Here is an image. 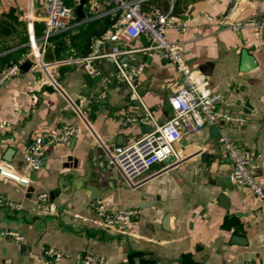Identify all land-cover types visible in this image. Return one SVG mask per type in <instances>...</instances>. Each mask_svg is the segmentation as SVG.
<instances>
[{
  "label": "crops",
  "instance_id": "crops-1",
  "mask_svg": "<svg viewBox=\"0 0 264 264\" xmlns=\"http://www.w3.org/2000/svg\"><path fill=\"white\" fill-rule=\"evenodd\" d=\"M67 3L74 8L72 20L49 38L43 69L28 59L29 23L42 37L47 0H0V70L30 61L0 88V198L22 204L18 211L0 204V232L24 236L0 234V264H53L42 258L55 249L69 253L56 264H82L78 253L96 254L97 264H264V199L234 186L221 142L224 133L241 152H254L256 174L264 176V30L223 23L228 11L231 21L264 13V0L142 2L144 12H171L187 21L167 34L183 44L187 60L222 99L215 123L183 133L177 143L181 161L154 164L133 179L135 186L115 166L95 161L106 147L149 132L154 124L141 116L159 123L171 118L169 98L179 74L150 48L147 35L129 42L102 38L119 18L110 0ZM114 45L130 50L121 56L128 67L144 64L140 100L115 77L110 59L93 61L99 76L89 75L82 61H71ZM65 123L76 127L70 145H48L39 168L28 170L24 159L32 135L45 137ZM39 194L47 195L53 211L39 207ZM100 199L140 213L127 227L108 226L92 207Z\"/></svg>",
  "mask_w": 264,
  "mask_h": 264
},
{
  "label": "built area",
  "instance_id": "built-area-1",
  "mask_svg": "<svg viewBox=\"0 0 264 264\" xmlns=\"http://www.w3.org/2000/svg\"><path fill=\"white\" fill-rule=\"evenodd\" d=\"M119 12V18L113 28L103 34L102 38L129 42L147 35L152 41V46L175 68L180 77V84L176 91L170 96L169 102L173 109V115L165 122H157L150 114L141 116L139 120L150 121L153 128L135 140H129L126 144L113 145L105 148V154L96 159L95 164L99 166H115L119 173L127 178L131 185L135 177L149 169L154 164L164 162L173 157V163L181 161L177 151V143L181 140L184 132L197 133L204 126L216 122L220 113L217 103L222 99L221 94L214 92L203 72L193 67L184 55V46L180 41L169 38V28L181 29L187 25L186 20L177 21L171 12L164 13L155 10L152 13L144 12L142 2L144 0H110ZM74 14V8L67 0H47V9L44 17L45 30L42 37L37 38L34 33L32 22L29 23L31 50L28 59L34 60L33 68L46 69L47 65L42 60V54L49 38L68 27ZM231 11L224 15L223 23L235 30L255 29L264 30V13L250 16L240 20L230 19ZM212 19V16H209ZM130 50H122L114 45L111 51L99 54L90 53L81 58H72L71 61H82L86 72L91 76H99L100 70L93 61L98 57L110 59L116 65L115 77L125 82L130 89L132 99L140 100L138 91V76L142 72L144 64L137 63L132 67L121 60V56ZM21 64L14 62L0 70V88L11 78L21 72ZM87 101V100H86ZM92 101V100H91ZM81 117L86 112L79 110ZM230 120V116H224ZM133 119V118H132ZM74 124L65 123L51 130L47 136L32 135L27 146L24 166L28 170L39 168L43 160L44 149L48 145L68 147L75 136ZM223 149L232 164L230 174L234 186L258 199H264V176L256 174V156L254 152H241L233 140L226 134L221 135ZM22 180H26L22 178ZM36 202L42 210L53 211L54 207L48 202L47 195L39 194ZM0 204H4L12 210H21V202L13 201L7 197L0 198ZM95 213L102 219L103 223L115 227H127L140 213L138 208H124L110 200H95L92 203ZM23 240L16 230L0 232ZM46 258L53 264L59 263L63 258L69 257V253L61 250H47ZM98 256L93 253H78L77 260L82 264H97ZM48 261V260H47ZM242 264H253L251 262Z\"/></svg>",
  "mask_w": 264,
  "mask_h": 264
},
{
  "label": "water",
  "instance_id": "water-1",
  "mask_svg": "<svg viewBox=\"0 0 264 264\" xmlns=\"http://www.w3.org/2000/svg\"><path fill=\"white\" fill-rule=\"evenodd\" d=\"M83 2H84V0H82V3ZM29 65H30V61H26L24 64L21 65V68L26 69L27 66H29ZM21 181L24 182V180H21Z\"/></svg>",
  "mask_w": 264,
  "mask_h": 264
},
{
  "label": "rangeland",
  "instance_id": "rangeland-1",
  "mask_svg": "<svg viewBox=\"0 0 264 264\" xmlns=\"http://www.w3.org/2000/svg\"><path fill=\"white\" fill-rule=\"evenodd\" d=\"M29 45H30V36H29ZM30 48H31V45H30Z\"/></svg>",
  "mask_w": 264,
  "mask_h": 264
}]
</instances>
